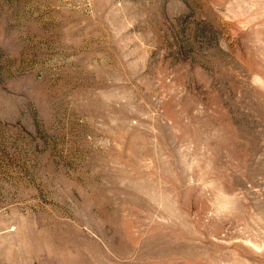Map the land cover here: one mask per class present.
<instances>
[{
	"label": "rangeland",
	"instance_id": "1",
	"mask_svg": "<svg viewBox=\"0 0 264 264\" xmlns=\"http://www.w3.org/2000/svg\"><path fill=\"white\" fill-rule=\"evenodd\" d=\"M0 264H264V0H0Z\"/></svg>",
	"mask_w": 264,
	"mask_h": 264
}]
</instances>
